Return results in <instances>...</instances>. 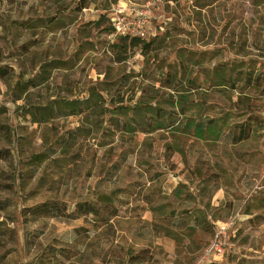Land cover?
<instances>
[{"label":"rangeland","instance_id":"374dc122","mask_svg":"<svg viewBox=\"0 0 264 264\" xmlns=\"http://www.w3.org/2000/svg\"><path fill=\"white\" fill-rule=\"evenodd\" d=\"M80 2L87 6L79 9ZM149 2L146 36L163 33L161 45L147 54L139 45L115 47L119 36L106 32L100 15L123 8L136 17ZM185 60L186 74L174 86L187 91L197 76L198 90L186 93L199 105L182 113L158 83L150 93L176 120L217 119L205 139L181 123L101 138L82 116L35 121L29 113L56 97H85L103 79L115 82L109 96L139 95L168 62ZM0 67V149L10 154L0 159V264H116L126 247L147 249L144 264H264V81L242 87L243 80L232 86L218 77L246 68L264 74V0H0ZM249 115L253 131L234 142L230 124ZM81 125L64 162L27 164L45 139ZM111 191L118 193L110 226L62 208L52 216L30 212L47 200L60 207L96 203L98 193ZM230 219L218 237L223 254L207 256L215 225Z\"/></svg>","mask_w":264,"mask_h":264},{"label":"trees","instance_id":"16d2710c","mask_svg":"<svg viewBox=\"0 0 264 264\" xmlns=\"http://www.w3.org/2000/svg\"><path fill=\"white\" fill-rule=\"evenodd\" d=\"M86 6V2H80L78 7L79 9H82ZM99 18L100 19L97 20L98 22H101L104 18L107 19L109 26L105 30L110 34H113L114 28L109 20V16L101 14ZM97 21H95V23ZM118 36L119 41L114 44L115 47L127 49L139 45L142 53L147 54L161 45L163 42V39L161 38L164 37V34L162 33L160 37H157L156 34L151 37L127 35ZM186 61L187 60L182 61L181 63L168 62L166 64V71H161V77L151 80L145 88L141 89L139 95H130L128 92H122L121 94L116 95V97H114V95L109 96V94L107 95V91H109L108 85L111 83L114 84L115 82L103 79L91 83L86 91L85 97L80 99L70 98L68 96L56 97L51 99L47 105L33 107L29 113L35 121L45 119L46 116L55 114L60 116H82V121L89 125L93 124L95 128L101 132V138L105 135V137L114 138L116 136V132L121 131L123 128L132 132L138 130L144 133H151L156 130L167 129L168 127L171 128V130H176L181 123L182 131L191 130L199 139H205L207 135L214 133L217 125L219 124L217 119L205 120L202 115H199L197 118L195 116L187 117L184 121L176 120L172 117V113L168 112V115L163 113L164 108L161 107L159 100L155 97V95H151L150 93L156 92L157 88L154 87V84L158 83L159 86L169 90V99H167V101L169 100L172 106H178L182 113L186 112L185 107L192 108L193 105H199L200 102L197 98H190L186 93L187 91L195 92L198 90V87L194 85L197 80V76L190 78L191 83L186 89L187 91H182V89H178L174 86V82H180L186 74ZM45 66L47 67V65H42V72L47 71ZM3 72H5L4 67H0V73L3 74ZM214 72H216V70ZM42 77L47 78L48 75L43 74ZM218 77L221 79L220 84H222L223 79L226 82H231L232 86L235 85L234 83L236 80H243L244 84L242 87L247 86V83H255L258 85L259 82L264 81V74H258L255 76L248 68L242 70V72L237 75H225L218 73ZM27 83L28 82H24L23 85H26ZM15 84L18 88H21L17 82ZM173 91L176 96L173 95L174 93H171ZM103 92L106 93V95ZM37 115L39 118L36 117ZM253 118L255 119V117L249 115L244 121L233 122L230 124L229 130L234 131L232 136L234 142L247 138L253 131L255 124ZM220 124L222 125L223 123L221 122ZM108 132L110 135H108ZM81 134H83L82 125L77 126L74 129H67L61 135H56L54 138H51L49 143L47 142L48 139H45L44 147L45 145L46 147L40 152L31 153L30 156H28L27 164H34L35 166H42L44 164L45 168L48 163L60 164L61 162H64L67 158V147L78 144ZM54 145H56V147H54ZM2 152L3 150L0 149V159L10 157L9 151L5 150V152H8V154L5 153V155ZM17 160L22 159L17 158ZM117 193L118 192L114 191L109 193L100 192L97 194L98 202L96 203L94 201H83L76 203L75 206L70 205L67 207L65 204L60 207V204L57 201L47 200L34 205V207L30 209V212H33V214L37 213L52 216L54 214L52 210L62 208L63 212H66L69 216L74 214L76 216L86 214L96 215L98 218H104V223H106L107 226H110V224L108 225L109 220L114 215L108 214V211L113 210L111 204L113 203ZM211 224V222H206L207 227ZM163 230L164 234L167 236L174 235L173 231L167 226H164ZM215 231L216 225L214 234ZM147 253L148 251L145 248L135 250L133 247H126L123 248L121 252H117L116 257L114 258L116 264H144Z\"/></svg>","mask_w":264,"mask_h":264},{"label":"built area","instance_id":"2783aa9c","mask_svg":"<svg viewBox=\"0 0 264 264\" xmlns=\"http://www.w3.org/2000/svg\"><path fill=\"white\" fill-rule=\"evenodd\" d=\"M151 3H146L145 8L137 12L136 17H131L124 13L123 8H116L109 13V20L114 28L112 35H127V36H146L145 24L147 23V18L150 15ZM233 225V219H230L224 223L222 227L216 226V231L214 238L209 244L207 249V256H221L223 254L224 245L223 242L218 237H222L225 231Z\"/></svg>","mask_w":264,"mask_h":264}]
</instances>
